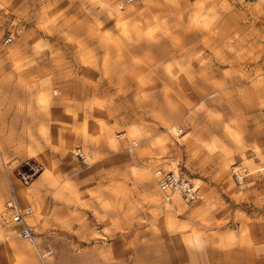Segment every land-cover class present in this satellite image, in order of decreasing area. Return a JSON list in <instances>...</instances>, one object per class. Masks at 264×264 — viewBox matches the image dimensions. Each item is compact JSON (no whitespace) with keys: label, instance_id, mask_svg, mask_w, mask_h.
Wrapping results in <instances>:
<instances>
[{"label":"rangeland","instance_id":"374dc122","mask_svg":"<svg viewBox=\"0 0 264 264\" xmlns=\"http://www.w3.org/2000/svg\"><path fill=\"white\" fill-rule=\"evenodd\" d=\"M119 2L0 0V264H264V0Z\"/></svg>","mask_w":264,"mask_h":264},{"label":"built area","instance_id":"2783aa9c","mask_svg":"<svg viewBox=\"0 0 264 264\" xmlns=\"http://www.w3.org/2000/svg\"><path fill=\"white\" fill-rule=\"evenodd\" d=\"M135 1L137 0H120L119 8H122V6L131 4ZM10 41L11 36H8L4 40V43L7 44ZM135 147L136 143L132 141L129 144V149H133ZM74 155L81 161L85 162V156L82 155L79 151L75 152ZM152 178L154 180L157 191L167 202L171 201L172 196L178 197L179 200L184 204H191L199 199L197 188L177 171H163L157 169L152 173ZM25 215V209H22L19 206L17 197L13 189L10 188L7 192V198L4 202L2 221L4 222V224L14 228V234L18 238L22 239L26 243L32 244L34 242V238L31 232V228L25 223L23 219Z\"/></svg>","mask_w":264,"mask_h":264},{"label":"crops","instance_id":"0c3cea01","mask_svg":"<svg viewBox=\"0 0 264 264\" xmlns=\"http://www.w3.org/2000/svg\"><path fill=\"white\" fill-rule=\"evenodd\" d=\"M23 195H24V190L23 189H20V196L23 197ZM1 211H2V205H1V202H0V212Z\"/></svg>","mask_w":264,"mask_h":264},{"label":"bare ground","instance_id":"6f19581e","mask_svg":"<svg viewBox=\"0 0 264 264\" xmlns=\"http://www.w3.org/2000/svg\"><path fill=\"white\" fill-rule=\"evenodd\" d=\"M195 183H196V181H195ZM173 197H176V196H172L171 199H172Z\"/></svg>","mask_w":264,"mask_h":264}]
</instances>
